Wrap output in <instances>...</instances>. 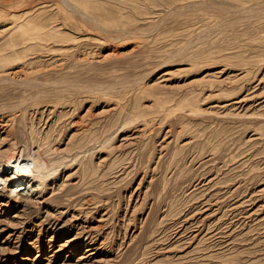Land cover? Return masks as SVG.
I'll return each instance as SVG.
<instances>
[{"label": "rangeland", "instance_id": "1", "mask_svg": "<svg viewBox=\"0 0 264 264\" xmlns=\"http://www.w3.org/2000/svg\"><path fill=\"white\" fill-rule=\"evenodd\" d=\"M0 171V264H264V0H0Z\"/></svg>", "mask_w": 264, "mask_h": 264}, {"label": "bare ground", "instance_id": "2", "mask_svg": "<svg viewBox=\"0 0 264 264\" xmlns=\"http://www.w3.org/2000/svg\"><path fill=\"white\" fill-rule=\"evenodd\" d=\"M30 159H28V161H25V162H29ZM10 161V160H8ZM24 162V163H25ZM21 157L19 158V160H16L15 163H14V169H21L22 165L24 164ZM2 171H0L1 173Z\"/></svg>", "mask_w": 264, "mask_h": 264}]
</instances>
